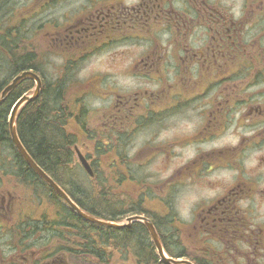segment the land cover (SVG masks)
I'll return each instance as SVG.
<instances>
[{"label": "flooded vegetation", "instance_id": "1", "mask_svg": "<svg viewBox=\"0 0 264 264\" xmlns=\"http://www.w3.org/2000/svg\"><path fill=\"white\" fill-rule=\"evenodd\" d=\"M201 1L202 4L190 5L185 0H130L128 3L85 0L68 14L61 11L54 17L51 14L55 11L50 12V24L54 25L50 42L55 52H63V58L79 59L126 49L120 50L119 46L147 47L143 58L130 69L133 77L155 83L156 89L149 95L146 92L121 95L104 85L102 79L93 81L98 86L103 83V93L114 99L99 119L101 128L115 140L121 139V135L133 140L143 132L160 129L170 104H176L178 115L193 111L202 119L201 127L176 145L213 142L231 128L236 133L247 131L238 145L201 150L189 161L186 173L195 185L204 182L198 179L202 171L214 172L223 166L238 171L237 181L219 198L195 206L190 236L217 242L226 249L231 247L247 264H256L261 230L259 224L248 220L252 205L244 208V202L258 196L259 190L264 194V189H260L262 180L246 174L244 159L251 151H264V92L246 95L243 74L248 59L254 61L252 66L264 61V28L258 24L255 30L253 21L244 16L246 10L237 19L230 17L224 4ZM245 6L254 14L264 13V5ZM177 11H181L180 16ZM262 18L264 22V15ZM183 21L192 27H184ZM160 33L167 41L160 38ZM255 73L263 74L264 65ZM261 83L264 79L248 87L261 88ZM167 149L168 146L160 152V144L150 148L145 144L136 149V159L140 162L141 158L153 154L160 156ZM263 162L264 152L258 157L259 165ZM0 169V264H95L76 260L69 254V246L62 245L61 239L42 223L36 226L34 221L26 223L24 234L13 239L10 229L20 223L22 199L4 189L5 167ZM158 193L160 200V181ZM6 244L11 245L7 253ZM128 259V264H133L132 256Z\"/></svg>", "mask_w": 264, "mask_h": 264}, {"label": "trees", "instance_id": "2", "mask_svg": "<svg viewBox=\"0 0 264 264\" xmlns=\"http://www.w3.org/2000/svg\"><path fill=\"white\" fill-rule=\"evenodd\" d=\"M15 3L16 0H0V93L20 72L32 70L42 79L39 97L21 108L15 122L18 138L34 162L80 210L90 216L113 223L130 215L148 217L164 252L171 258H186L194 264H245L239 252L231 247L226 249L217 242L191 237L190 226H186L169 206L163 214L160 212V204L163 203L159 199L153 200L150 185L135 181L127 166L129 161L122 153L126 140L118 142L108 131L99 130L100 127L92 122V110L79 105L89 95L84 89L86 85L76 83L74 87L84 90L69 92L71 87L68 86L75 82L67 84V77L74 65L78 67L83 59H74L63 67L65 73L62 79L47 82L42 73V55L34 43L37 37L22 21L24 18L18 20ZM35 5L38 9L45 7L36 1ZM46 27L50 29L46 23L40 28ZM44 37L48 46V38ZM245 66L243 77L250 79L245 80V87L264 79L258 73L250 75L253 66L247 63ZM33 86L31 80H23L0 106V165L5 166L4 172L14 176L33 198H45L49 210L37 219L22 217L19 225L10 229L12 237L22 236L24 225L34 221L35 226L42 223L46 230L57 235L61 244L71 249L69 254L79 260L97 264H127L130 261L128 257L132 256L135 264H165L156 256L142 224L133 223L128 228L112 229L83 221L18 155L10 139L7 119L13 104L22 95L28 94ZM175 107L176 104H170L169 110L166 108L165 118L178 115ZM74 147L88 149L84 156L90 164L92 176L76 163ZM156 205L158 207L153 208ZM259 225L264 238V224ZM186 227L189 235L183 241L182 230Z\"/></svg>", "mask_w": 264, "mask_h": 264}, {"label": "rangeland", "instance_id": "3", "mask_svg": "<svg viewBox=\"0 0 264 264\" xmlns=\"http://www.w3.org/2000/svg\"><path fill=\"white\" fill-rule=\"evenodd\" d=\"M36 0H16V10L18 20L24 21L27 27L32 31L36 41L34 42L39 48V53L42 55L43 67L42 73L44 79L47 82H54L57 79H62L64 77V63L60 57L53 56L48 54L47 40L45 39V28H40L41 24L47 21L51 15L57 17L60 15L61 11H64L65 14H68L70 11L75 10L76 7L83 4L85 0H62L63 2L59 4H54V7H42L38 9V5L33 6V3ZM39 5H42V0H37ZM36 1V2H37ZM125 3L130 2V0H123ZM192 5L195 3L199 5L202 4L201 0H185ZM214 3L224 4L229 9L230 17L240 18L243 15V11L247 12L244 14L248 21H253L255 30L258 29V24L261 28H264L263 15L264 13L254 14L248 6L264 5V0H214ZM59 6V7H57ZM246 8H245V7ZM22 13L18 12V9ZM189 8V7H188ZM19 10V11H20ZM55 13L50 15L51 11ZM181 11L176 13L180 16ZM173 16V13L170 14ZM168 15V19H170ZM255 15V17H254ZM165 18V17H164ZM181 18H185L181 16ZM189 21L188 18H185ZM181 19L179 18V21ZM246 20V19H244ZM262 20V21H261ZM247 21V22H248ZM22 23V22H21ZM184 23L186 28L192 27L191 24ZM179 25V24H178ZM47 26V25H46ZM43 30V31H42ZM39 36V37H38ZM160 38H163V41H167L165 35L160 33ZM250 41V40H248ZM120 50L126 48L120 53L114 54H105L98 56L96 58H91L85 61L80 62L79 66L75 69V73H70L67 77L69 81L67 84L75 82L71 87L69 92H80L81 88L74 87L77 84H86L90 83L87 87V91H90L94 88V82L96 79H102L104 85L114 88L121 95H131L134 92H141L150 94V92L156 89L154 82L148 80L147 78H138L132 76V70L130 69L131 65L136 61H139L143 58L144 54L147 52V47L142 46H119ZM130 48V49H128ZM248 58V57H247ZM251 62L254 61L249 59L245 63L252 66ZM73 65V64H72ZM264 61L256 62L253 65V69L249 71V74L257 72L258 69L262 68ZM74 67H76L74 65ZM142 65L140 66V68ZM250 67V66H245ZM252 72V73H251ZM264 76V73L260 75V78ZM249 81L250 79H245ZM96 87V86H95ZM261 88H249L245 87L246 95L250 96L254 94H263L264 92V83H261ZM66 91H68L66 89ZM90 94H94L90 93ZM107 92L102 96H106ZM87 97L81 106H85L89 110H93V121H97V111L98 107L108 108V104L111 100L114 99L106 96L105 100L97 99L95 97ZM245 96V95H244ZM95 97V98H94ZM109 97V98H108ZM258 101H262L259 100ZM202 124V119L198 114H195L193 111L183 113L182 115L170 116L161 124L160 129L150 130L143 132L133 139L131 143L124 147L122 153L126 156L132 157L136 149L141 148L146 143H151L152 145H163L168 146L166 152L161 156H149L140 159V162L132 165L130 167L131 174L135 181H143L150 185L153 193L151 196L156 200L159 198L158 193V182L160 181V202L165 204H160V212L163 214L165 209H170L176 213L177 217L186 224L190 223V220L193 219V209L196 205L200 203H211L216 198L222 195L223 191L229 188L238 178V171L233 168H222L218 171L208 172L202 171L199 175V180H204V182H199L195 185L192 180H182L179 179L177 184H168V178L176 172L179 168L183 167L184 164L188 163L199 151L201 150H210L217 149L222 147H231L238 145L241 136L243 135V130H239L237 133L233 128L229 129L226 133L221 135V137L213 142L202 143V144H189V145H176V142L184 141L190 138ZM80 152H88L86 147H78ZM264 152V151H263ZM263 152L255 153L254 151L249 152L248 156L244 159V170L246 174L253 178L254 175L258 179L262 180V185L260 189H264V162L259 165L258 157L262 155ZM7 156V155H6ZM74 158L78 164V159L74 153ZM226 166V165H225ZM171 184V185H170ZM4 189H9L11 192L15 193L20 197H24L27 201L21 205V207H26L30 209V212L33 214L39 215L49 210L46 200L38 198L37 201L34 200L30 191L24 189L22 186L19 188L15 187L13 182L8 181ZM259 190V195L256 196L253 200L244 202V208L248 205H252L251 209V219L254 222L259 224H264V194ZM29 199L31 202H29ZM167 204V205H166ZM158 207L157 205L153 208ZM189 231L188 227L182 230V240L186 241L188 239ZM260 252L258 253V262L259 264H264V240H262L259 246Z\"/></svg>", "mask_w": 264, "mask_h": 264}, {"label": "water", "instance_id": "4", "mask_svg": "<svg viewBox=\"0 0 264 264\" xmlns=\"http://www.w3.org/2000/svg\"><path fill=\"white\" fill-rule=\"evenodd\" d=\"M30 79L34 81L35 83V89L31 93V95H24L22 96L12 107L10 115H9V121H8V127H9V134L11 141L19 154L22 156L24 161L33 169V171L52 189L54 190L61 199L64 200L67 206H69L80 218L87 222L95 223L97 225L107 227V228H115V229H121L124 227H128L132 222H141L145 228L147 229L149 236L152 240V243L154 245V248L156 250V254L160 261H162L165 264H193L189 260L186 259H174L171 257H168L162 248V245L160 243L159 237L156 233V230L154 226L152 225L151 221L144 217L139 215H134L126 218L123 223H110V222H104L100 221L92 216L87 215L86 213L82 212L71 200L70 198L55 184V182L47 176L38 165L34 163V161L30 158V156L25 151L24 147L20 143L18 139V135L15 128V120L16 116L21 109V107L28 102H32L36 100L40 94L42 83L40 78L34 74L31 71H25L21 74L15 76L11 82L2 90L0 93V105L5 101L8 93L12 91L22 80ZM77 156L79 158V161L83 168L86 170V172L90 175H92L91 168L88 165L85 158L76 150Z\"/></svg>", "mask_w": 264, "mask_h": 264}]
</instances>
